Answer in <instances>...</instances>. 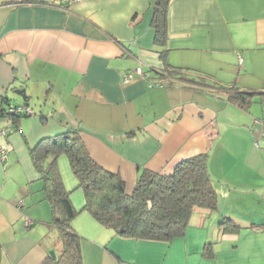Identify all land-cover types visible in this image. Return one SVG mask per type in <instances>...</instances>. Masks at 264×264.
I'll return each mask as SVG.
<instances>
[{
    "label": "crops",
    "instance_id": "obj_1",
    "mask_svg": "<svg viewBox=\"0 0 264 264\" xmlns=\"http://www.w3.org/2000/svg\"><path fill=\"white\" fill-rule=\"evenodd\" d=\"M154 2L0 0V97L33 111L17 121L0 116L8 128L0 135V264H47L49 251L59 253L30 151L67 130L127 192L141 170L170 173L206 152L217 195L215 210H192L183 237L123 238L83 210L84 194L58 155L78 210L71 225L82 264H264L263 127L254 123L264 121V0H170L161 48ZM170 66L179 73L168 75ZM231 86L251 94L247 109L227 100ZM222 217L231 220L224 230Z\"/></svg>",
    "mask_w": 264,
    "mask_h": 264
},
{
    "label": "trees",
    "instance_id": "obj_2",
    "mask_svg": "<svg viewBox=\"0 0 264 264\" xmlns=\"http://www.w3.org/2000/svg\"><path fill=\"white\" fill-rule=\"evenodd\" d=\"M169 1L155 0L153 5L151 26L154 28V45L159 48L164 46L167 38ZM165 53L166 50L161 49L162 59ZM167 67L165 72L168 75L179 73V69ZM226 91L227 100L242 109H247L252 103L249 92L234 86L226 88ZM4 100L5 97L1 96L0 116L11 117L14 121L30 116L5 112L9 103L4 106ZM30 153L43 181L44 195L52 212L51 224L57 230L60 248L58 254L53 252L54 257L48 256L47 264H82L79 236L71 225L78 210L62 183L57 164L60 154L66 155L78 187L84 194L83 210L120 237L169 242L184 236L194 208L210 211L217 208V195L208 172L206 152L179 161L170 173L141 170L130 192L126 191L125 183L118 174L106 171L93 161L75 130L41 140ZM230 221V218L222 217L218 225L224 230ZM235 229L237 226L231 230Z\"/></svg>",
    "mask_w": 264,
    "mask_h": 264
},
{
    "label": "built area",
    "instance_id": "obj_3",
    "mask_svg": "<svg viewBox=\"0 0 264 264\" xmlns=\"http://www.w3.org/2000/svg\"><path fill=\"white\" fill-rule=\"evenodd\" d=\"M70 2L76 1V0H68ZM238 61L241 62V57L240 55H237ZM135 74L137 76H147V74L145 72L142 71L141 68H138L135 70ZM133 78V74L132 73H127L124 75L123 77V82H128ZM5 112L11 114V115H20V114H26V115H32L33 111L30 107H28L27 105H14V104H9L5 107ZM255 124H260L263 127V131L260 133L259 139L260 141L264 144V121L261 120H254ZM8 131L7 127H0V135H6ZM254 146L258 147L259 143L258 141H254ZM6 157V149L5 147L0 146V162H3L5 160ZM25 224L29 225L31 224V221L26 219L25 220Z\"/></svg>",
    "mask_w": 264,
    "mask_h": 264
},
{
    "label": "water",
    "instance_id": "obj_4",
    "mask_svg": "<svg viewBox=\"0 0 264 264\" xmlns=\"http://www.w3.org/2000/svg\"><path fill=\"white\" fill-rule=\"evenodd\" d=\"M48 254L51 255L52 257H54V254L52 251H49Z\"/></svg>",
    "mask_w": 264,
    "mask_h": 264
},
{
    "label": "rangeland",
    "instance_id": "obj_5",
    "mask_svg": "<svg viewBox=\"0 0 264 264\" xmlns=\"http://www.w3.org/2000/svg\"><path fill=\"white\" fill-rule=\"evenodd\" d=\"M14 105H17V104H14Z\"/></svg>",
    "mask_w": 264,
    "mask_h": 264
}]
</instances>
